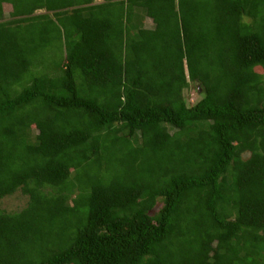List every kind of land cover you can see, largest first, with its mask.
<instances>
[{"label":"trees","instance_id":"obj_1","mask_svg":"<svg viewBox=\"0 0 264 264\" xmlns=\"http://www.w3.org/2000/svg\"><path fill=\"white\" fill-rule=\"evenodd\" d=\"M16 190L0 264H264V0H0Z\"/></svg>","mask_w":264,"mask_h":264},{"label":"rangeland","instance_id":"obj_2","mask_svg":"<svg viewBox=\"0 0 264 264\" xmlns=\"http://www.w3.org/2000/svg\"><path fill=\"white\" fill-rule=\"evenodd\" d=\"M145 22H146L145 25L149 26L148 24L149 21L147 20V18H145ZM37 58H39V61H40L44 59V56L37 57V55H35L33 58L34 64H37V60H36ZM33 70L34 72H38V73L42 72L41 68L40 69L36 68ZM200 91H201V86L196 80H194L193 82H190L189 86L186 89L182 90V96L187 106L193 105L195 102H197L201 98ZM173 131L174 130H171L169 131V133ZM31 132L32 133H30V135L33 136L34 131L31 130ZM243 157H245V155ZM25 203H26V197L21 195L19 191L16 190L13 194L9 196H4L0 199V210L5 211L7 213H14V212L16 213L24 208Z\"/></svg>","mask_w":264,"mask_h":264},{"label":"crops","instance_id":"obj_3","mask_svg":"<svg viewBox=\"0 0 264 264\" xmlns=\"http://www.w3.org/2000/svg\"><path fill=\"white\" fill-rule=\"evenodd\" d=\"M145 23H146V22H145ZM145 23H144V27L147 28V29H150L151 27H149V26H151V25L146 26ZM148 24H149V22H148Z\"/></svg>","mask_w":264,"mask_h":264}]
</instances>
